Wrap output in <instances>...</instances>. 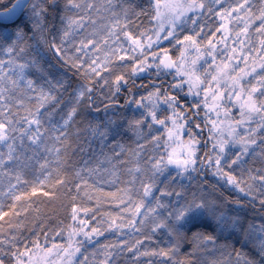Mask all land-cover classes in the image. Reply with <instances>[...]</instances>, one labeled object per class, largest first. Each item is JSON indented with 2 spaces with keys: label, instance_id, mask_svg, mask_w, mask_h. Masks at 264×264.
Returning <instances> with one entry per match:
<instances>
[{
  "label": "snow or ice",
  "instance_id": "1",
  "mask_svg": "<svg viewBox=\"0 0 264 264\" xmlns=\"http://www.w3.org/2000/svg\"><path fill=\"white\" fill-rule=\"evenodd\" d=\"M2 6L0 49L11 58L0 60V146L7 149L0 151V176L8 180L0 196L12 204L9 211L0 204V221L18 232L23 225L13 222V218L28 215L32 197L54 198L52 192L40 191L49 187L62 188L68 195L73 221L67 229L66 244L48 246L49 239L55 240L66 229L45 235L43 247L39 238L30 239L23 244V251L17 247L20 236L11 235L0 240V246L8 247V251L0 247L3 256L11 257L14 264H89L88 256L83 261L77 259L83 255L85 242H94L105 232L123 233L128 228L143 233L148 227L152 234L163 230L173 244L159 251L141 250L144 240L139 238L110 247L103 245L104 260L99 264H116V257L125 252L132 254V264H141V257H161L159 264H187L174 259L182 242L190 240L197 248H214L219 239L233 237L241 248L251 246V256L259 259L247 258V254L235 249V244H226L224 247L232 251L224 264H264V223L255 225L242 220L244 205L239 200L234 202L237 208L226 209L224 204L191 191L195 178L192 174L210 170L218 181L243 194L250 203L258 200L264 210V170H255L257 174L253 175L246 168V157L254 156L257 148L264 153V99L256 97V93L264 97V5L253 11L255 5L250 0H236L235 4L226 0H147V7L131 0L120 5L113 0L103 5L95 0H9ZM101 12L110 13V18L102 30H97L93 15ZM133 16L146 18L150 26L140 30ZM208 17H219L222 23L205 32L206 25L199 22ZM29 24L34 33L51 36V40L43 41L45 46L84 81L76 90V105L59 126L53 124L50 113L46 119L43 109L56 100L53 92L58 93L67 82L49 79L35 56L25 59L32 55L25 43ZM230 24L235 27L230 28ZM188 25L193 34L181 36ZM90 27L92 31H88ZM253 32L258 46L251 38ZM216 33H222L219 39ZM78 34L83 38L77 41ZM165 41L179 56L171 54ZM21 59L24 62H19ZM143 73H155L156 80L137 85ZM32 75L36 78H30ZM166 76H171L170 82L165 81ZM249 77L259 87L252 86ZM97 87L108 90L105 112L123 109L132 115L123 123L108 120L103 126H90L92 135L115 139L126 125V131L147 139L156 148L162 147L164 154L142 161L139 150L129 152L134 157V166L127 168L130 187L120 189V196L107 194L119 200L117 207L123 205L128 218L105 214L106 220L94 225L88 218L90 214L94 217V210L73 204L81 192L92 199L89 190L93 185L88 180L99 169H89L87 178L82 169L70 179L61 168L65 163L62 157L71 147L69 129L76 122L80 106L100 111L95 105ZM137 88L145 89L147 95ZM125 92L128 95L121 104L119 99ZM145 127L148 136L143 132ZM154 132L161 134L153 135ZM209 141L210 149L202 152ZM113 147L120 148L115 155L121 156V164L130 163L121 155L123 146ZM143 148L145 144H139V149ZM41 149L54 156L55 167L49 168V161L40 164L41 171L48 175L30 183L24 171ZM110 175L113 180L109 183L119 179L115 172ZM185 180L189 181L187 186L182 183ZM21 185L31 191H22ZM170 197L176 198L175 204L164 202ZM0 264H5L4 259L0 258Z\"/></svg>",
  "mask_w": 264,
  "mask_h": 264
},
{
  "label": "trees",
  "instance_id": "2",
  "mask_svg": "<svg viewBox=\"0 0 264 264\" xmlns=\"http://www.w3.org/2000/svg\"><path fill=\"white\" fill-rule=\"evenodd\" d=\"M97 4H106L108 0H95ZM125 0H113V3L120 5L124 3ZM134 4H140L144 7H147V0H131ZM227 3L235 4L236 0H226ZM252 4L255 5L253 11H256L260 8L261 5H264V0H250ZM3 3H9V0H2L0 3V12L4 11L2 6ZM63 3V0H61ZM140 9L137 8V11ZM119 11V8L116 9ZM93 18L97 20L96 28L97 30H102V25L108 23V18H110V13L101 12L99 16L93 15ZM137 25H140V30H144L145 27H149L148 20L144 17L136 19L135 16L132 17ZM141 20L143 23L141 24ZM52 18H49V27H51ZM59 26V21H56ZM202 25H206L205 32L207 28L211 27L215 29L218 27L222 21L219 17H208L206 21L199 22ZM258 23V22H257ZM191 25L186 26L181 36L186 34H193L191 32ZM230 28H234L235 25L230 24ZM255 27V26H254ZM88 31H92L90 27ZM135 32L136 29L133 28ZM28 39L25 43L29 46L28 52L32 55H28L25 59H31L35 56L40 60L41 65L48 74L49 79H63L67 82L65 88H61L60 91L53 92V95L56 96V100L50 104H47L43 109L45 117L47 119V114H51L50 119L53 124L59 126L62 123V118H67V114L73 106L76 105V90L78 86L83 83V78L78 74H74L73 70H70L67 65H64L59 59L54 55L53 51L47 48L44 44V40H51V36L48 33H44L43 37L39 32L34 33L31 25L29 24L25 28ZM222 33H216L217 39L221 37ZM82 35L78 34L76 39H82ZM256 41L258 46V37L255 32L252 33L251 37ZM165 46L171 48V54L174 57L179 56V52L175 48H172L167 41L164 42ZM33 49L40 50L46 59L43 56H40ZM11 57L0 49V60L7 61ZM19 62H24L21 59ZM205 67H207L205 65ZM7 70V69H5ZM30 78L35 79L36 76L32 75ZM156 80L155 73H152L149 76L147 73L141 74L140 79L137 80V85L147 84L148 80ZM252 82V86L259 87L256 84V80L251 77L248 78ZM166 82L171 81V76L165 77ZM159 82V81H157ZM43 83V81H41ZM247 84V81H245ZM139 93L147 95V92L143 88L136 89ZM108 90L106 88L97 87L95 95V105L100 109L99 112L88 109L85 105H81L79 108L78 116L75 117V123L69 129V144L71 147L68 149L66 156L62 157L65 160V163L62 165L61 171L63 175L68 176L70 179L74 178L75 173L83 169V174L87 178L89 176V169H99L94 176L88 180L89 184L93 185V188L90 189L92 199H87L84 197L83 192L79 194V199L73 204V206L86 207L94 210V217L92 214L89 215V219H92V223L95 225L97 221H105L106 215L111 214L113 217L120 216L122 220L128 218V214L124 212V206L119 204L118 199H114L112 196L107 195L108 193H115L117 196L122 195L120 189L125 187H130L128 181L131 179L127 172V168L134 166V157L129 156V152H134L139 150L142 153V161H147L153 156L163 155L164 149L156 148L154 144L149 143L147 139H139L133 132L126 131L125 129L121 130L119 136L115 139L109 137L108 139H101L99 136H94L91 133L90 126L94 127L97 124L101 126L105 125L108 120H116L123 123L125 117H131L132 113L128 110H110L105 112L104 101L109 100L107 95ZM125 92L123 96L120 97L119 103H123L124 99L127 97ZM256 96L260 99L263 97L259 96V93ZM138 98V97H137ZM239 112L235 111L234 115L238 116ZM203 115V113H201ZM47 126V123L45 124ZM158 127V126H155ZM252 128H255L256 125H251ZM143 132L148 136V129L145 127ZM153 135H160L159 132L152 133ZM257 140L259 141V133H257ZM51 143V142H50ZM120 144L123 146L125 151L121 154L123 159L130 161L128 164H121V156H116L115 152L120 151V148H115L114 145ZM139 144H145V148L139 149ZM211 147V142L209 141L207 146L202 147L203 151H208ZM0 151H7L6 148L0 146ZM238 154V152H237ZM262 154V155H261ZM28 155L31 157L32 153L29 152ZM203 158V157H201ZM263 159L264 155L260 152V149H256V154L254 156L246 157L247 164L246 168L252 171V174L255 175L257 172L255 170H263ZM49 161V168L55 167L54 156L50 157L47 154L43 153L41 149L40 154H38L34 159L29 163V166L24 171V178L27 179L30 183L36 181L37 179H42L48 175L47 171L42 172L40 169V164ZM115 172L119 175V179L115 180L114 183H109L108 181L113 180V176L110 173ZM174 174V172H173ZM195 177L191 181V188H202L208 189L214 195L218 197L220 202H225L232 208L237 205L236 201H240V204L244 205V212L247 216H250V219H257L259 216H264V210L261 209L259 201L250 203L248 199L243 198V194H233V189L230 186H226L223 181H218L216 177L211 174L210 170L201 171L199 174L193 173ZM203 183H201V178ZM53 182L55 181V173L52 177ZM15 182V181H13ZM8 180L3 176H0V191H6ZM186 186L189 184V181H182ZM69 187H72L70 184ZM22 191L30 192L31 188L25 185L20 186ZM40 191H50L53 194L52 199H49L45 196H36L32 197V210L28 212L26 217H14L13 222L21 223L22 228L17 232L16 229L9 228L8 224L4 221H0V225L3 226V230L0 231V240H6L11 235H19L20 241L17 243V247L23 251V244L29 243V240H35L37 238L41 241V247L44 246L45 235L52 236L55 232L60 231L61 229H66L61 236H57L55 240L49 239L48 246L51 247L53 243L56 244H66L67 243V229L69 226L73 225L71 217V208L69 207V197L61 189H52L44 188ZM75 195V191L72 193ZM159 196V192L156 193ZM163 199V198H162ZM97 201H99V206H97ZM232 201L233 203H228ZM165 203H176L175 197H170L164 200ZM0 204H3L4 210L9 211L12 201L5 199L3 196H0ZM239 206V205H237ZM83 216V213L80 214ZM8 219L7 217L5 218ZM121 222V221H118ZM150 236L151 239L146 237ZM143 239L144 244L140 246L141 250L148 251H159L161 248L167 250L170 244H173V241L161 230L156 234H152L150 228L146 227L143 233L134 232L125 228L123 233L116 232H105L103 236L94 238V242H85L84 247L82 248L83 255L78 256L77 259L83 261L84 256H88L89 264H92V261L95 260L96 264H99L100 261L104 260V255L102 252L103 245H109L113 243L123 244L124 241L132 242L135 239ZM235 244V249L247 254V258L259 259V257H252L250 253V247L241 248L240 244L235 243V237L232 239L225 240L223 238L218 240L216 247H205L200 246L197 248L191 241L182 242L179 248V251L174 256V259L177 261L187 262V264H224L230 258L231 248H225L224 245ZM4 248V251H8L6 245L0 246ZM93 254H95L93 256ZM0 258L4 259L5 264H14V261L11 260V257H5L0 253ZM233 260L234 256L231 257ZM161 257H141V264H159ZM133 256L131 253L125 252L123 255H118L116 257V264H132Z\"/></svg>",
  "mask_w": 264,
  "mask_h": 264
},
{
  "label": "rangeland",
  "instance_id": "3",
  "mask_svg": "<svg viewBox=\"0 0 264 264\" xmlns=\"http://www.w3.org/2000/svg\"><path fill=\"white\" fill-rule=\"evenodd\" d=\"M33 51H36L40 56H43V58L46 59V56H44L40 50L33 49ZM249 78H250V77H249ZM256 94H257V93H256ZM256 97H257V96H256ZM263 99H264V97H263ZM238 115H239V114H238ZM261 155H262V154H261ZM263 155H264V153H263ZM263 170H264V159H263ZM202 179H204V178L202 177L201 180H202ZM203 182H204V181H202L201 183H203ZM233 190H234V189H233ZM191 191H195V192H197L198 194L202 193L206 198L214 199V200L220 202V201L218 200V197H217L216 195H214L212 192H210V191H209L208 189H206V188H205V189H202V188H195V187H194V188H191ZM233 194H241V193H239L238 191L234 190V191H233ZM220 203L224 204L226 209H235V208L238 207L237 205H235V206L232 208V206H229V205L226 204L225 202H220ZM233 214H235V213H233ZM240 217H241L242 220L247 221V223H249V224L260 225L261 223H264V216H259V218L253 220V219H250V216L248 217L247 214H246V212H244V211L240 214Z\"/></svg>",
  "mask_w": 264,
  "mask_h": 264
},
{
  "label": "water",
  "instance_id": "4",
  "mask_svg": "<svg viewBox=\"0 0 264 264\" xmlns=\"http://www.w3.org/2000/svg\"><path fill=\"white\" fill-rule=\"evenodd\" d=\"M202 181H203V179H202Z\"/></svg>",
  "mask_w": 264,
  "mask_h": 264
}]
</instances>
